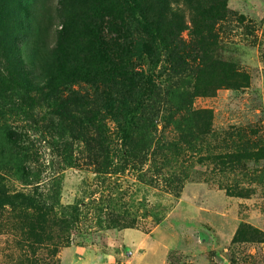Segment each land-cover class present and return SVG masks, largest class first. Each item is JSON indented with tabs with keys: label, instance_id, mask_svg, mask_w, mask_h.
Listing matches in <instances>:
<instances>
[{
	"label": "rangeland",
	"instance_id": "obj_1",
	"mask_svg": "<svg viewBox=\"0 0 264 264\" xmlns=\"http://www.w3.org/2000/svg\"><path fill=\"white\" fill-rule=\"evenodd\" d=\"M59 1L0 0L8 4L0 8L24 3L49 45L60 29ZM220 1L213 21L194 17L184 0L171 2L182 9L179 39L209 51L192 88L198 126L182 125L176 113L154 118L161 144L179 149H143L138 128L131 156L117 139L107 159L95 160L94 147L58 143L48 115L30 121L0 104V119L32 144L40 182L23 187L8 173L0 183V264H264V0ZM185 141H193L189 152ZM29 190L50 208L30 231L25 210L6 202Z\"/></svg>",
	"mask_w": 264,
	"mask_h": 264
},
{
	"label": "trees",
	"instance_id": "obj_2",
	"mask_svg": "<svg viewBox=\"0 0 264 264\" xmlns=\"http://www.w3.org/2000/svg\"><path fill=\"white\" fill-rule=\"evenodd\" d=\"M184 1L200 21L221 17L220 0ZM171 2L60 0L56 14L60 29L49 45L41 35L40 19L24 3L13 2L8 13L0 8V104L30 121L40 112L48 115V130L58 143L67 150L77 141L85 149L94 147L95 160L107 159L117 139L131 156L138 128L146 132L139 137L143 149H157L163 141L156 136L154 118L159 113L166 112L169 120L180 114L182 125L198 126L196 119L203 113L192 107V88L209 51L201 44L190 49L179 39L182 9ZM30 32L33 37L27 35ZM154 45L157 56L152 60L149 51ZM158 56L165 63L159 69ZM78 84L83 85L75 88ZM191 142H182L184 152L191 150ZM31 146L0 119V183L10 173L23 187L40 185L31 171ZM161 146L179 149L169 142ZM6 202L25 210L28 231L50 209L47 199L33 190L15 193Z\"/></svg>",
	"mask_w": 264,
	"mask_h": 264
}]
</instances>
